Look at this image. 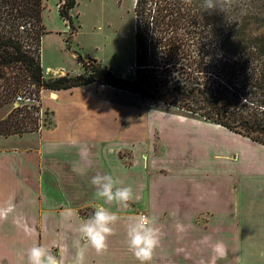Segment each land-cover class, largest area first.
<instances>
[{"label":"crops","instance_id":"0c3cea01","mask_svg":"<svg viewBox=\"0 0 264 264\" xmlns=\"http://www.w3.org/2000/svg\"><path fill=\"white\" fill-rule=\"evenodd\" d=\"M92 97L82 87L51 92L48 110L52 124L35 134L38 148L18 147L25 141L24 135L0 137V212L5 213L0 217V264H26V250L33 244L46 245L64 264H72L79 224L104 204L95 197L96 189L90 183L97 173L110 174L98 171V157L93 153L102 145H117L119 168L123 164L126 171L132 166L143 171L137 177L138 187L133 188L136 199L129 207L104 204L121 219L109 238L108 251L97 254L89 248L86 264H139L128 249L126 225L130 216L140 213L154 215L162 231L150 264H264V187L253 183L264 176L260 180L218 174L219 178L209 182L200 172L189 179L179 174L169 178L170 188L165 190L158 186L166 179L152 177L166 174L163 170L145 172L157 164L164 144L157 132L148 129L152 113L173 118L182 125L181 133L190 137L189 129H225L171 113L116 106L95 97L93 106ZM12 140L17 145L10 143ZM195 142L196 149H203L204 138ZM220 145L218 139L212 142L215 149ZM172 147L184 145L177 140ZM53 148L61 152L58 160L45 153ZM203 150L195 155V161L208 162L202 158ZM65 152L67 156L62 157ZM225 158L213 157L223 164ZM101 167L108 171L103 164ZM66 208L75 209L77 215L66 220L61 215ZM178 224L186 231L179 232ZM217 242L223 243V250L217 251Z\"/></svg>","mask_w":264,"mask_h":264},{"label":"trees","instance_id":"16d2710c","mask_svg":"<svg viewBox=\"0 0 264 264\" xmlns=\"http://www.w3.org/2000/svg\"><path fill=\"white\" fill-rule=\"evenodd\" d=\"M202 2L135 0L128 79L79 55L83 74L46 79L42 0H0V109L8 108L0 137L51 126L41 118V92L100 85L162 103L264 148V0H227L207 11ZM74 6L75 0H61L58 8L70 30Z\"/></svg>","mask_w":264,"mask_h":264},{"label":"rangeland","instance_id":"374dc122","mask_svg":"<svg viewBox=\"0 0 264 264\" xmlns=\"http://www.w3.org/2000/svg\"><path fill=\"white\" fill-rule=\"evenodd\" d=\"M42 2L41 19L44 34L41 36L40 57L46 79L83 74L84 68L76 60L78 55L84 63H96L107 67L117 77L130 78L134 63V33L137 25V18L134 16L135 0H75L74 8L69 11L72 30L69 29L67 21L61 20L58 16L61 0H42ZM82 88H86V91L100 102L124 107H141L145 110H156L190 119L187 115L166 107L162 103L147 101L133 94L100 85ZM50 95V91H43L40 94L41 118L46 123L52 118L48 110L49 104L52 102ZM93 97V106H95L96 101ZM45 111H48L49 114H43ZM7 112L8 108L0 109V119ZM147 121L148 129L153 133L157 132L164 139V144H162L163 151L162 155L158 157L157 164L152 167L148 166L145 172L148 175L149 172L163 170L166 174L152 175V177L162 176L166 179L158 186L162 189H169L171 184L169 178L174 179L179 174H182L183 179H189L191 177L189 175L200 172L202 176L208 177L209 182L219 178L218 174L223 177L228 174H232L231 177L249 175L255 176L257 179L260 177V180L264 176V148L245 138L227 130L220 132L195 128L189 129V133L192 134L190 137L181 133L179 127L182 125L178 124L176 120L157 113H152ZM191 126L186 127L191 128ZM35 134L37 133L24 135L25 141L18 147L38 148L40 141ZM200 137L205 139L204 150L195 148V141ZM214 139H218L221 144L217 149L212 146ZM177 140L182 141L184 147H172ZM10 143L17 145L14 140ZM116 146L102 145L93 149V153L99 161L98 171L117 175L119 178H124L127 185H131L133 188L138 187L140 181L137 180V177L143 170L140 167L132 166L126 171L127 167L123 164L119 168ZM121 148L126 149L127 147ZM201 150H203L202 158L207 159L208 162L195 161L198 159L195 155ZM45 153L57 160L61 155L58 148L45 151ZM214 154L225 156L224 164L213 159ZM65 156H67L66 152L62 154V157ZM191 162L193 164H188ZM102 164L107 167L108 171L102 169ZM228 180L227 177L225 186H228ZM152 183L153 181H151ZM253 183L256 187H264V180H257ZM223 185L224 182L220 187Z\"/></svg>","mask_w":264,"mask_h":264},{"label":"clouds","instance_id":"9594fccd","mask_svg":"<svg viewBox=\"0 0 264 264\" xmlns=\"http://www.w3.org/2000/svg\"><path fill=\"white\" fill-rule=\"evenodd\" d=\"M190 2V0H188ZM227 0H203V10L220 9ZM90 183L95 187V197L104 201V204H114L121 207H129L136 199V193L131 185H125L124 181L111 174L92 176ZM98 205L93 213L83 219L77 229L79 239L75 240L73 247L75 255L72 264H86V256L89 248L97 254L108 251L109 238L115 234V226L120 221L117 212ZM0 212V217L4 216ZM61 215L70 220L77 215L73 208H66ZM179 232L186 231L184 225L178 224ZM126 239L129 251L139 264H150L162 239V231L158 226V220L154 215L139 214L130 216L126 225ZM217 251L224 249L222 242H217ZM26 264H64L62 257L53 252L51 248L43 244H33L26 250Z\"/></svg>","mask_w":264,"mask_h":264},{"label":"built area","instance_id":"2783aa9c","mask_svg":"<svg viewBox=\"0 0 264 264\" xmlns=\"http://www.w3.org/2000/svg\"><path fill=\"white\" fill-rule=\"evenodd\" d=\"M17 106H18V104L17 103H15ZM140 214H144V213H140ZM146 215V214H145Z\"/></svg>","mask_w":264,"mask_h":264},{"label":"water","instance_id":"95a60500","mask_svg":"<svg viewBox=\"0 0 264 264\" xmlns=\"http://www.w3.org/2000/svg\"><path fill=\"white\" fill-rule=\"evenodd\" d=\"M14 107H17V105H16V104H14Z\"/></svg>","mask_w":264,"mask_h":264}]
</instances>
